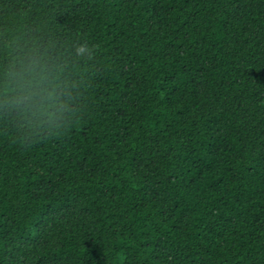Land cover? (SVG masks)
Segmentation results:
<instances>
[{"label": "trees", "instance_id": "16d2710c", "mask_svg": "<svg viewBox=\"0 0 264 264\" xmlns=\"http://www.w3.org/2000/svg\"><path fill=\"white\" fill-rule=\"evenodd\" d=\"M0 264H264V0H0Z\"/></svg>", "mask_w": 264, "mask_h": 264}, {"label": "clouds", "instance_id": "9594fccd", "mask_svg": "<svg viewBox=\"0 0 264 264\" xmlns=\"http://www.w3.org/2000/svg\"><path fill=\"white\" fill-rule=\"evenodd\" d=\"M85 51V48L83 45H81L78 49H77V52H84Z\"/></svg>", "mask_w": 264, "mask_h": 264}]
</instances>
